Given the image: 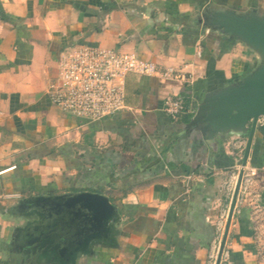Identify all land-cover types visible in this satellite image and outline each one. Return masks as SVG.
Returning <instances> with one entry per match:
<instances>
[{
	"label": "crops",
	"instance_id": "crops-1",
	"mask_svg": "<svg viewBox=\"0 0 264 264\" xmlns=\"http://www.w3.org/2000/svg\"><path fill=\"white\" fill-rule=\"evenodd\" d=\"M214 8L264 15V0H0V264H56L29 250L46 225L33 199L83 192L107 196L119 221L75 264H215L242 169L224 264H264V140L243 167L247 135L212 140L188 126L208 94L261 66L204 24ZM78 44L134 52L184 78L130 74L127 109L73 118L47 90ZM169 99L185 106L178 118Z\"/></svg>",
	"mask_w": 264,
	"mask_h": 264
},
{
	"label": "water",
	"instance_id": "water-1",
	"mask_svg": "<svg viewBox=\"0 0 264 264\" xmlns=\"http://www.w3.org/2000/svg\"><path fill=\"white\" fill-rule=\"evenodd\" d=\"M203 18L206 26L240 40L261 60V66L243 80L208 94L188 124H202V131L212 140L229 133L247 135L244 167L255 137L264 140V15L257 10L240 13L214 8L206 9ZM243 175L244 169L239 174L215 264H221ZM33 202L34 211H42L39 214L46 225L35 228L36 238L29 243V250L42 247L47 262L56 264H75L78 252L92 241L109 238L119 221L117 207L98 193L41 196Z\"/></svg>",
	"mask_w": 264,
	"mask_h": 264
},
{
	"label": "built area",
	"instance_id": "built-area-1",
	"mask_svg": "<svg viewBox=\"0 0 264 264\" xmlns=\"http://www.w3.org/2000/svg\"><path fill=\"white\" fill-rule=\"evenodd\" d=\"M183 79L171 69H162L134 52L100 45L78 44L64 50L47 94L63 113L90 123L105 121L127 109L126 78L130 74ZM165 111L178 118L185 111L181 101L169 99ZM223 253L221 264H224Z\"/></svg>",
	"mask_w": 264,
	"mask_h": 264
}]
</instances>
